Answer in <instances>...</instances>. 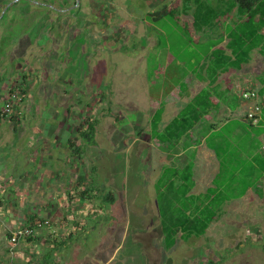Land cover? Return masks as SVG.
Wrapping results in <instances>:
<instances>
[{
  "label": "rangeland",
  "instance_id": "obj_1",
  "mask_svg": "<svg viewBox=\"0 0 264 264\" xmlns=\"http://www.w3.org/2000/svg\"><path fill=\"white\" fill-rule=\"evenodd\" d=\"M181 3L0 0V86L7 84V94L15 86L21 88L25 96L19 105H27L24 121L14 116L15 123L4 121L0 130L68 131L67 138L78 140L83 149L84 176L93 178L92 197L83 200V214L77 216L80 230L75 237L83 248L76 251L80 257L75 264H264L263 204L227 209L203 235L184 239L179 233L173 247L164 245L154 183L162 163L181 165V159L162 153L148 136L149 101L154 90L166 91L154 78L169 63L167 52L176 57L173 62L193 63L190 50L202 47L183 23L161 13ZM161 100L170 118L177 103L164 95ZM4 104L0 102L2 108ZM88 120L97 121L94 144L85 143L79 132ZM22 149L5 160L4 176L35 169L27 163L31 150ZM66 150L67 155L75 152ZM52 165L44 164V169L53 171ZM14 167L17 171L10 172ZM19 181L17 185L26 188ZM88 181L78 186L79 191ZM108 193L113 199L104 202ZM42 252L47 260L57 256L52 242Z\"/></svg>",
  "mask_w": 264,
  "mask_h": 264
},
{
  "label": "crops",
  "instance_id": "obj_2",
  "mask_svg": "<svg viewBox=\"0 0 264 264\" xmlns=\"http://www.w3.org/2000/svg\"><path fill=\"white\" fill-rule=\"evenodd\" d=\"M191 6L194 7L192 4ZM180 7L174 6L167 10H176L175 19L183 23V28L202 47L189 49L193 53V63L187 62V59H183L185 62H173V57L167 52L169 63L161 66L154 78V81H158L156 86L163 88L164 85L166 91L160 93L159 90H154L149 101L152 114V100L162 109L157 132L163 131L184 112L189 102L201 91L207 92L203 100V105L207 107L194 125L182 132L173 147L168 148L163 142L153 140L162 153H174V156L181 159V165L162 163L156 182L164 177L165 169L180 170L190 162L191 188L185 197L189 209H205L212 201H219L218 218L226 214L227 209L244 210L252 208L254 204L264 205V154L261 150L264 143V28L253 34V25L258 22V17L244 19L237 15L234 8L230 13L215 19L212 26L195 30L192 25L193 8L190 13L185 14L180 11ZM180 15L190 17L186 20L180 18ZM240 28L250 33L248 35L251 42L258 44L249 51L247 44L243 47V52L235 53L230 42L233 37L240 43L244 41L238 30ZM160 32L162 33L161 29ZM197 52L206 56L197 60ZM1 57L3 56L0 54ZM218 66H223V69L215 72ZM166 72L169 75H165ZM173 79L176 82H172ZM6 88L7 84L0 86V102L7 98ZM246 90L255 91L257 97L244 99L242 93ZM163 95L171 97L172 104L177 103L175 105L178 108L170 118H167L168 110L161 100ZM23 101L24 98L20 103ZM254 103L259 104L260 110L255 121L251 122L247 119V112ZM19 104L11 115H3L0 105V126L4 121L14 124L17 120L14 116L24 121L26 113L22 111L27 105ZM150 122L148 136L151 138ZM68 133L63 130L54 132L35 128L30 131L29 128H18L13 133L10 130H0V264H75L74 261L77 258L79 260L80 256H76V251L80 252L83 244L76 242L75 234L80 230V218L77 216L83 214V200L87 199V195L80 194L83 190L79 191L78 186L84 185L89 179L84 176L80 161L83 149L78 146V140L67 138ZM25 146L31 150H27L28 155L30 154L27 163H33L35 169L29 174L26 172L27 177L15 173L4 176L2 165L5 160H9L10 154L21 152ZM68 147H79L80 151L67 155ZM44 164H53V171L47 172ZM14 170L16 167L12 171L9 169L10 172ZM18 178L20 183L26 184V188L21 189L17 185ZM176 179V184H183L180 178ZM88 182L86 188L92 189L88 193L90 197L87 200H90L94 190L93 178ZM73 188L76 190L72 192ZM18 202L22 203L18 206ZM156 206L160 224L157 200ZM19 207H23L22 214L18 213ZM39 220H47L48 224L37 228L33 236L19 239L16 243L9 241L10 233L17 227L32 226ZM51 242L53 249L56 248L57 256L53 260H47L42 255V249L49 248Z\"/></svg>",
  "mask_w": 264,
  "mask_h": 264
},
{
  "label": "trees",
  "instance_id": "obj_3",
  "mask_svg": "<svg viewBox=\"0 0 264 264\" xmlns=\"http://www.w3.org/2000/svg\"><path fill=\"white\" fill-rule=\"evenodd\" d=\"M209 1L210 0H182V5L180 7V11L182 13H190L193 8L192 25L195 30H201L205 26H212L211 24L215 19L230 13L234 8H236L237 15L244 19H255V17H258V22L253 25V34L259 32L261 28H264V0H211L210 2L212 3ZM191 4L194 7H192ZM175 11V9H171L169 11L167 10V12H162L165 13L164 15L167 13L168 15L174 17ZM242 29L240 28L238 30L244 41L240 43L236 41V37H233L232 41L230 42L231 49L235 53L243 52V47L247 44V46H249L248 51L251 48L256 47L258 44L257 42H251L250 36L248 35L250 33ZM238 43H240V46H238ZM203 49L204 48H202V50ZM205 56L206 54L204 53L203 55L201 52L196 53L197 60L200 58L202 59ZM172 57L173 60L176 59V57ZM185 61L186 60H183V62ZM197 65H199V62ZM221 69H223V66H218L217 70L215 69V72H218ZM23 79L24 84L25 76ZM183 87L185 86L183 85ZM206 94V91H201L199 94H197L191 103L189 102V104L186 106L184 112L173 119L161 132H157V123L161 117L162 109L161 107H158V104L155 100H152L151 107L154 112L152 114L150 123L152 129L151 137H153V140L163 142L168 148L173 147L179 141L182 132H185L187 129L191 128L199 119V117L202 116V112H204L205 107H207L203 105V100L206 97ZM96 123V120H88L86 123V128L81 130L80 135L85 143H95L94 136L96 131ZM76 150L80 151V148L78 147L75 149V151ZM191 169L192 163L190 162H188V164H186V166L180 170L177 168H167L165 169L166 174L164 177L155 183V189L157 191V205L160 214V230L163 235L166 249H169L175 245L176 238L179 233H181V238L184 239H188L192 236L198 237L203 235L208 225L217 219V214L220 211V202L215 200V202L213 201L210 204L211 207L206 206L205 209L196 207L194 209H189V204L186 203V200L184 203L179 201L181 197H186V193L191 188ZM176 178H180L183 181V184H176ZM91 191L92 189L85 188L79 193L84 196L87 195L86 198L89 199L90 196H88V193ZM103 199L104 202H111L113 196L111 193H108ZM191 205H193V203H191Z\"/></svg>",
  "mask_w": 264,
  "mask_h": 264
},
{
  "label": "built area",
  "instance_id": "obj_4",
  "mask_svg": "<svg viewBox=\"0 0 264 264\" xmlns=\"http://www.w3.org/2000/svg\"><path fill=\"white\" fill-rule=\"evenodd\" d=\"M242 97L244 99H252L257 97V93L253 90H246L242 93ZM24 98V91L19 88H11L7 99L5 100L4 107L2 108L3 115H11L13 113L14 108L23 100ZM260 106L258 103H254L251 109L247 112V119L251 122H254L256 117L259 114ZM261 150L264 154V143L261 146ZM48 224L47 220L44 221H36V223L32 226H24V227H17L10 233L9 241L11 243H16L19 239H23L26 237L33 236L36 232L37 228Z\"/></svg>",
  "mask_w": 264,
  "mask_h": 264
}]
</instances>
